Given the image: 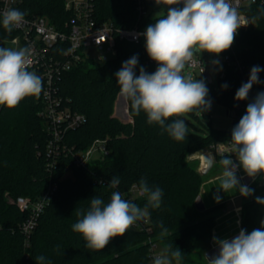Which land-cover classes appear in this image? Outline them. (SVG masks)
Wrapping results in <instances>:
<instances>
[{"label":"trees","instance_id":"1","mask_svg":"<svg viewBox=\"0 0 264 264\" xmlns=\"http://www.w3.org/2000/svg\"><path fill=\"white\" fill-rule=\"evenodd\" d=\"M92 1L98 21L127 28L146 27L155 22L154 18L146 17L141 24L135 0ZM65 4L66 0H23L21 10L30 16H46L58 29L67 30L66 21L72 12ZM261 8L264 4L249 6L246 10L252 18L259 15ZM17 34L16 30L9 34L0 18V38L13 39ZM65 45L56 49L59 58H64ZM117 50V56L108 61L80 62L54 80L63 103L86 116L83 124L65 133L64 141L71 151H84L96 140H107L110 152L90 160L86 166H77L72 152L56 156L48 153V133L39 115L43 89L39 97H27L15 108L1 107L0 264H39L36 257L40 255L46 257L45 264H149L153 242L171 244L173 250L178 248L183 254L181 261L186 264L198 244L211 237L216 223L212 212L217 207L197 209L195 200L200 195L203 176L189 163L188 155L230 141L232 129L245 114L248 103L257 93L264 92V70L259 73L261 82L253 85L250 100L238 110L230 129L217 127L212 121L202 126L187 125L186 139L177 142L158 124H149L143 111L136 115L130 101V120L115 114L120 93L115 73L123 62L137 55L136 75L141 66L149 74L152 71L142 43L120 41ZM235 50L248 78L253 66L264 69V16L247 30L240 31ZM240 77L234 67L227 66L217 89L212 87L208 91V100L228 111L234 109ZM225 84L227 88L222 87ZM174 119L182 116L169 118L166 123ZM222 157L225 156L217 158ZM114 176L120 179L116 189L108 186ZM141 178L149 187L163 190L160 208H149L151 231L131 227L100 251L86 248L82 236L72 231V225L82 218L77 216V211L86 212L91 206L90 199L95 196L108 203L114 191L144 207L146 196L130 197L133 185L139 186ZM51 183H57V189L36 218L34 228L26 233L24 223L30 218L31 210L21 209L16 201L19 197L37 200ZM257 184L253 180L248 185L254 189L249 205L256 203V197L264 198V184ZM260 192L263 194L259 195ZM159 222L169 232L163 238Z\"/></svg>","mask_w":264,"mask_h":264},{"label":"clouds","instance_id":"2","mask_svg":"<svg viewBox=\"0 0 264 264\" xmlns=\"http://www.w3.org/2000/svg\"><path fill=\"white\" fill-rule=\"evenodd\" d=\"M160 2L169 6L167 13L155 18L142 33L147 54L156 62L157 69L149 74L141 66L137 76L138 56L133 55L123 62L115 76L120 94L130 101L132 111L136 115L143 111L149 124H158L173 140L180 142L188 135L187 124L183 119L166 121L194 111L200 115L211 107L205 82L186 74L185 68L194 63L197 54L218 56L230 49L238 29L248 21L242 24L241 14L232 0H156ZM180 4L183 6H174ZM26 14L14 8L5 10L3 28L10 34L25 23ZM261 16H264V8L258 16L252 17V22ZM30 57L29 48L0 47V106L12 109L25 98L41 94L42 77L28 70ZM262 70L260 66L251 68L248 81L235 94L237 101L246 100L253 85L261 82L259 73ZM222 87L227 88V85ZM230 141L236 159L225 156L219 160L222 175L218 190L225 193L238 190L243 197L252 196L254 189L241 184L237 171L242 168L253 179L264 174V92L257 93L248 103L245 114L232 129ZM119 184L120 179L114 176L108 186L116 189ZM139 194L147 198L144 207L124 199L119 191L112 192L106 204L95 196L90 199L91 206L86 212L77 211V216L82 218L72 225V231L82 236L86 248L104 249L114 237L124 236L137 221L148 217L149 208H160L161 188H151L141 178ZM214 199L219 203L221 198L217 195ZM256 203L264 205V198L256 197ZM158 226L162 229L161 238L169 234L162 222ZM261 226L250 233L241 229L231 240L214 237L219 253L211 259L206 257L207 264H264V220ZM182 256L178 248L173 250L172 245L167 244L153 264H172L173 260L180 264ZM36 260L45 264L46 257L40 255Z\"/></svg>","mask_w":264,"mask_h":264},{"label":"built area","instance_id":"3","mask_svg":"<svg viewBox=\"0 0 264 264\" xmlns=\"http://www.w3.org/2000/svg\"><path fill=\"white\" fill-rule=\"evenodd\" d=\"M135 3L141 24H143L146 17L162 18L167 13L166 11L162 16L153 17L151 12L153 0H135ZM232 3L237 6L241 14L242 24L244 21H248L246 26L238 29L237 37L240 31L247 30L254 24L251 16L247 13V7L264 4V0H232ZM22 4L23 0H0V18H2L3 12L7 9L14 8L22 11ZM174 6L182 7L183 5ZM65 7L72 12V16L66 21L67 30L58 29L46 16H30L26 14L25 23L21 27L14 29L18 34L11 39L19 44L21 48L30 49L31 63L28 70L42 77L44 86L42 108L39 111V115L42 117L48 133L47 151L51 156L71 153V149L64 141L65 133L86 121L85 114L73 110L69 105L63 103V98L57 93V86L54 85V80L59 78L64 71L86 60L102 63L116 57L118 52L117 45L120 41L142 43L147 60L152 65L151 73L155 72L158 67L156 62L150 59L145 49V39L142 33L146 31L147 26L140 27L136 25L135 27L127 28L116 26L110 21H98L94 16L92 0H66ZM61 44H66L63 49L64 58H59L56 50ZM90 49L98 50L99 56L95 57L89 54L88 51ZM220 59L222 64L218 72V78L224 77L227 66H232L241 76L240 85L248 81L249 78L244 71L242 60L235 50V41L230 49L222 53ZM216 62L214 61L213 65H216ZM190 66L194 70L198 69L204 75L208 72L212 77V72L207 70L200 58H194V63ZM250 92L246 100L238 101L236 107L230 110L233 119L237 117L238 110L243 108L245 103L250 100ZM109 152L107 140L99 139L84 151L72 152V156L77 166H86L90 160L104 156ZM208 153L213 154L214 157L230 156L234 161L236 159L232 151L231 141L219 142L203 150L201 154V172L207 169V163L204 161L203 156ZM261 176L263 178L262 183H264V174H261ZM56 189L57 183H51L48 190L35 201L29 197H19L17 199L16 203L21 209L31 210L30 218L24 223L26 233H30L34 228L36 218L46 208ZM136 196H140L139 186L137 185L132 187L130 191L131 198ZM132 228L151 231L150 217L137 221ZM162 250L160 242L152 243L149 264H153L154 258Z\"/></svg>","mask_w":264,"mask_h":264},{"label":"rangeland","instance_id":"4","mask_svg":"<svg viewBox=\"0 0 264 264\" xmlns=\"http://www.w3.org/2000/svg\"><path fill=\"white\" fill-rule=\"evenodd\" d=\"M168 5L164 2H160V3H156V0H153V4L151 7V12H152V16L153 17H158V16H162L163 14L166 13L167 9H168ZM11 40V39H10ZM89 54L94 55L95 57L99 56V51L96 49H90L88 51ZM221 55H212L209 53H202V54H197L195 56V58H200L204 65L206 66L207 70L212 72V77H213V81L209 82L208 78L206 77V75L202 74L198 69L194 70V68L192 66H187L185 68V73H190L194 79H201L205 82L208 91L214 87L217 89V87L219 86V78H218V72L220 69V66L222 64V60ZM216 62V65H213V62ZM208 99V97H207ZM129 105H128V101L124 99V97L119 93L118 98L116 100L115 103V114L119 117H121L124 120H130L131 117L129 115ZM182 119L185 121V123L188 126H191L192 124L194 125H198V126H202L204 123H207L209 121H212L213 124L215 126H219L220 124H218L217 122L222 121L223 123H227L228 119H227V114H226V110L225 108L221 107L220 105L217 104H212L211 103V107L209 110L204 111L202 114L197 115V113L194 111L192 113H188L185 114L184 116H182ZM230 122V121H229ZM224 124V125H220L221 127H226L228 126V124ZM203 153V151L201 152ZM199 151L193 152L191 154L188 155V161L191 165H193L196 169L198 167L199 164V157H198ZM219 166V163L216 164L214 166V170L217 169ZM260 175H258L255 179V182H257V185H262L264 183H262L263 178L261 177V179L259 178ZM263 192H260L259 195H262ZM253 199V196L251 197H242V201H241V206L242 209L240 210V215H241V222L244 225L247 220H249L250 222L253 220V218L257 219V225L261 228V221L264 220V211L260 208L261 206H257V208L255 207V204L253 205H249L251 203V200ZM212 215L217 216V211H213ZM213 232V231H212ZM212 236V234H211ZM210 238H207L204 240V247H199L197 248L188 258L187 260V264H200L201 262L205 261V256H204V251L205 249L208 248V246L210 245ZM164 245H166L165 243H163ZM202 245V244H201Z\"/></svg>","mask_w":264,"mask_h":264},{"label":"crops","instance_id":"5","mask_svg":"<svg viewBox=\"0 0 264 264\" xmlns=\"http://www.w3.org/2000/svg\"><path fill=\"white\" fill-rule=\"evenodd\" d=\"M0 47H7L14 49L21 48L19 44L13 42L10 39H4V38H0ZM1 107L2 106H0V109ZM226 114H227L228 122L225 123L228 124V126L221 127L220 125H224L225 123L222 124V121L219 120V122L217 123L220 125L217 127L226 128V129H230L232 127L234 119L231 116L230 111L226 110ZM202 151H199L198 154L199 164L197 167V170L203 176V183L201 186L200 195L202 196L203 202L207 209L217 207L215 209V211H217L216 223L210 239V245L208 246L207 249L203 250L205 261L200 263V264H207L206 253L211 248L217 246V244L214 242L213 239L214 237L217 239H231L235 235L239 234L241 229H244L246 230V232L250 233L252 230L260 227L257 225L256 218H253L251 222L247 220V223H245L244 225L242 224L240 210L242 209L241 201L243 196L239 194L238 190L232 191L230 193H225L222 190H218L220 186V177L222 175V166L219 164V166L221 167H218L215 170L213 169L214 166L219 163L220 159L217 158L218 156L214 157V163L210 169H206L203 172H201L200 167L202 162L201 161ZM237 176L240 179L241 184H244V177L247 175L244 173L242 168H240V170L237 172ZM217 195H219V197L221 198L219 203H217L216 200L214 199V197ZM257 206H261L260 208L264 211V205L255 203L256 208ZM203 242L204 241L200 242L197 248L204 247ZM160 244L163 249L165 245L163 243ZM172 264H176V261L173 260ZM180 264H184V263L180 260Z\"/></svg>","mask_w":264,"mask_h":264},{"label":"water","instance_id":"6","mask_svg":"<svg viewBox=\"0 0 264 264\" xmlns=\"http://www.w3.org/2000/svg\"><path fill=\"white\" fill-rule=\"evenodd\" d=\"M206 77L208 78L209 82H212V77H211L210 73L207 72L206 73ZM204 161L207 163V169H210L212 167L213 163H214V155L211 154V153L206 154L204 156ZM252 181H253V178H250L248 176L244 177V184L245 185L248 186ZM195 204H196L197 209L200 210V211H203V210L206 209V206H205V204L203 202V199H202L201 195L197 196V198L195 200ZM237 235H235V236H237ZM234 237H232L231 239H233ZM231 239H228V240H231ZM218 253H219V248H218V246H215V247L211 248L206 253V257L208 259H211L213 256L218 255Z\"/></svg>","mask_w":264,"mask_h":264}]
</instances>
